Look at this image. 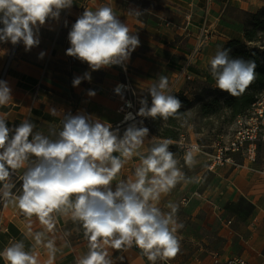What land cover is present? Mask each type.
<instances>
[{"label": "clouds", "instance_id": "clouds-1", "mask_svg": "<svg viewBox=\"0 0 264 264\" xmlns=\"http://www.w3.org/2000/svg\"><path fill=\"white\" fill-rule=\"evenodd\" d=\"M73 4L74 0H0V44H22L25 52H30L40 45V29L46 22L59 20L61 12ZM129 13L136 17L144 14L139 9ZM67 39L70 46L65 55L86 63L89 69L73 77V87L84 80L91 82L93 71L113 66L126 69L132 52L140 46L138 34L107 4L95 10L84 8L71 24ZM230 52L218 46L209 60V70L215 88L238 97L256 79L257 65L252 59L232 57ZM45 55L40 51L37 59ZM147 92L151 105L147 97L142 98L138 115L165 120L179 115L182 101L173 94L167 76L158 75ZM87 95L94 97L96 92L88 89ZM12 99L9 82L0 79V107ZM34 128L30 119L9 126L7 117L0 115V200L13 201L16 184L11 177L25 168L19 177L21 192L13 202L25 216H37L49 229L52 213L70 212L88 239V250L76 264H112L107 248L120 250L133 245L150 264L176 257L182 241L178 230L184 227L177 217L180 204L169 203L170 211L164 212L156 203L162 193L186 179L170 150L172 141H155L146 154H140L137 150L149 135L143 121L139 126L129 124L121 135L110 123L84 112L64 114L58 133L44 135ZM177 147L186 149L184 165L193 168L197 163L194 153L199 149L179 142ZM134 153L140 157L135 179L120 180L113 187V180ZM34 238L41 241L42 234L36 233ZM47 248L54 254L52 241ZM0 257L6 264H37L36 255L26 250L23 240L10 243L0 251Z\"/></svg>", "mask_w": 264, "mask_h": 264}, {"label": "crops", "instance_id": "crops-1", "mask_svg": "<svg viewBox=\"0 0 264 264\" xmlns=\"http://www.w3.org/2000/svg\"><path fill=\"white\" fill-rule=\"evenodd\" d=\"M105 4L112 7L132 32L138 34L140 46L132 52L127 62L128 74L136 86L137 94L142 98L147 97L148 102H151L147 89L156 82L158 75L168 77L174 93L188 94L191 81H205L209 74V60L216 48L225 47L231 39L242 40L244 37L242 23L237 15L245 11H258L264 7V0H74L72 8L63 10L59 20H48L40 29L41 43L38 47L25 52L23 45L19 46L6 71L4 80L12 88L13 99L7 106L0 107V115L7 117L9 126L30 119L35 124L34 132L51 135L61 130L64 114L70 111L72 114H91L93 118L110 123L113 129L118 128L123 134L126 128L117 126L120 120L117 112L120 98L113 92L116 83L124 79L122 68L113 66L93 71L91 82L84 80L78 87H73V77L89 69L86 63L65 55V50L70 46L67 34L78 15L84 8L95 10ZM132 9H139L144 14L136 17L129 13ZM203 35L208 39L199 47V39ZM11 48L10 43L0 44V78ZM40 51L46 52L42 60L37 59ZM88 89L95 90L96 95L89 97ZM53 110L55 115L52 114ZM186 127L190 133L187 135L195 140L193 126ZM159 140L164 139L155 140L148 136L137 151L146 154L151 144ZM194 155L197 163L191 169L184 165V153L178 156V166L186 179L166 193V209L161 210L170 211L168 204L181 197L182 201L198 198L200 205L193 208L192 215L207 214L206 211L208 214H218L217 207L223 211L230 201L244 195L255 209L254 221L248 226L250 235L245 237L248 230L244 232L238 227H231L233 220L229 218L219 228L221 239L216 247L213 246V257L204 256L201 251L189 254L180 250L175 258L167 262L157 261V264H225L231 256H243L254 264H264V225H261L264 220V203H261L264 198V177L260 173L264 167L258 165L259 155L254 165L243 158L238 161L235 157L237 166L228 165L216 172L208 170L203 156ZM32 159L35 158L30 157ZM139 163L140 157L134 153L113 180V187L120 180L135 179L134 170ZM187 169L189 172L185 173ZM16 171L23 173L25 168ZM213 177L226 189L206 187V179L211 180ZM259 182H263V186H259ZM20 192L21 188L13 195V201ZM201 198L215 206L203 208L207 204ZM13 201L5 200L0 206V251L12 242L23 240L26 250L36 255L37 264H76L87 252L88 239L83 234V226L71 218L70 212L52 213V228L49 229L37 216H25ZM178 221L183 222L180 218ZM183 224V229L178 230L182 240H193L199 246L212 240L211 237L203 236L205 230L196 235L190 231V226H186V222ZM36 233L42 234L41 241L35 240ZM48 241L54 243V254L47 248ZM236 242L243 247L242 255L235 254ZM107 251L112 264H150L135 245L120 250L109 247ZM0 264H6L2 257Z\"/></svg>", "mask_w": 264, "mask_h": 264}, {"label": "trees", "instance_id": "trees-1", "mask_svg": "<svg viewBox=\"0 0 264 264\" xmlns=\"http://www.w3.org/2000/svg\"><path fill=\"white\" fill-rule=\"evenodd\" d=\"M243 14V39H231L224 48L231 49L232 57L254 60L257 65L256 79L242 95L235 97L208 82L211 77L209 70L206 81H196L202 87L194 99H190L185 93H173L182 101L178 116L169 117L167 120L159 117L152 118V132L157 138L177 140L183 133L184 120L193 110L196 113L193 119L197 123L196 132H202V127H205L222 135L226 127L232 125L239 117L246 115L253 104L261 98L264 92V48L251 47L250 43L260 42L264 37V7L256 12L245 11ZM172 149L174 153L182 154L176 146ZM139 251L141 252L140 249Z\"/></svg>", "mask_w": 264, "mask_h": 264}, {"label": "built area", "instance_id": "built-area-1", "mask_svg": "<svg viewBox=\"0 0 264 264\" xmlns=\"http://www.w3.org/2000/svg\"><path fill=\"white\" fill-rule=\"evenodd\" d=\"M208 37L203 35L199 39V47L203 46L207 42ZM20 45L12 46L6 63L4 72L0 79H4L5 73L14 60L16 53ZM122 68L121 66H118ZM124 72V79L116 83L113 87L114 95L120 98L117 112L120 115V120L117 123L118 127L126 128L129 124L136 122L139 126V122L143 121V126L149 129L150 137L158 140L150 126L148 119L149 117H142L138 115L139 108L141 107L140 97L137 94L136 86L132 82L128 74V68H122ZM171 90L174 93V87L170 84ZM119 88V91L117 89ZM149 106L151 102L149 101ZM240 124L239 129L235 134L227 141L223 140L224 136L221 137L220 141L213 143L212 145L201 144L196 140H193L190 136L182 133L177 140L172 141L173 146L177 147V143H183L187 148L195 146L199 149L196 152L197 155L203 156L207 161V168L210 171L216 172L226 165H238L236 163V154H242L244 159L251 165H254L258 161V141L264 138V99L260 98L256 103L253 104L252 108L248 113L237 120ZM178 148V147H177ZM182 153L186 149L178 148ZM254 169V168H253ZM260 173L264 177V170ZM23 173L15 171L11 177L12 181L16 184V187L12 190L13 195H16L21 188V181L19 177ZM185 201V200H183ZM5 200H0V206ZM225 264H254L251 260L243 256H231Z\"/></svg>", "mask_w": 264, "mask_h": 264}, {"label": "rangeland", "instance_id": "rangeland-1", "mask_svg": "<svg viewBox=\"0 0 264 264\" xmlns=\"http://www.w3.org/2000/svg\"><path fill=\"white\" fill-rule=\"evenodd\" d=\"M237 17L242 23V28H244L243 27L244 14L239 13L237 15ZM262 44H264V37H263L262 41H260V42L250 43V46L263 49L264 46ZM196 81H198V80H194V81L190 82V84L188 85L189 86V88H188L189 92H188V94L185 93L190 99H194L196 94L199 93L201 90L202 85H200ZM200 81H203V80H200ZM208 82L213 84V85L215 84L212 77H210ZM261 98L264 99V92L261 95ZM195 116H196V113L194 110L189 112L188 117L184 120L183 133L190 134L186 130V128H187L186 126L192 125L193 131H194L193 136H194L195 140L198 141L199 143L205 144V145H212L213 143L220 141L222 136H224L223 140L227 141L229 138H231L235 134V132L240 127L239 122L235 121L232 125H230L229 127H226L224 129V131L222 132V135H218L215 130L206 129L205 127H202V132L198 133V132H196V124L197 123H195L193 121ZM151 121H152V118L149 117L148 122H149V126L152 130ZM172 147H173V145H170L171 151L173 150ZM173 152H175V151H173ZM180 155H181L180 153H175V158L178 159V156H180ZM258 155H259L258 165H259V167H264V138H261L258 141ZM242 158L244 159L242 154H236V159L238 161H240ZM227 166L228 165H226L224 167H227ZM187 172H189L188 169L185 170V173H187ZM191 173H192V171H191ZM206 182H207L206 187H215V188L218 187V188L226 189V186L221 184V182H217L215 177L211 178V180L206 179ZM262 183L259 182V186H263ZM188 193H186V195H188ZM201 200L205 204H207L203 208H206L208 206H215V204L209 203L207 201V199L205 200V199L201 198ZM181 202H182V197L174 200V202H173L176 204H180V208H179V211L177 213L178 219L180 218L183 222H186V226H190V231L193 234L197 235V234H200L202 230H205L203 233V236H207L208 238H210V237L212 238V240L209 243H205L204 245L202 244L201 246L195 245L193 240H190L188 242H186L185 240H182L181 251L185 250L189 254H194L198 251H201V253L204 256H212L213 257V253H212L213 252V246L216 247L220 242L221 236L219 235L218 232H219V228L222 227V224L225 220H227L229 218L232 219L233 223L230 224L231 227H238L241 230H244V232L249 229L248 226L252 225V223L254 221V219H253L254 218L253 213H255L254 212L255 211L254 205H252L251 201L249 199H247L244 195H241L236 200L230 201L228 203V205H226L227 208H224L223 211L217 207L218 214H208V211L205 210L207 212V214L199 213L196 216H194V215H192V211L196 205L197 206L200 205L199 199L193 198L191 201H189L187 199L184 201V203H181ZM156 203H157V206L160 207L161 209H166V193H162L159 201ZM261 203H264V198L261 199ZM193 217H195V218H193ZM257 223H259V221ZM261 225H264V220L261 222ZM249 230L245 232V235H246L245 237L250 235L251 230L250 231ZM214 235H215V237H213ZM217 237H219V239ZM234 248L237 251L235 253L236 255H242L243 247L240 245V243L236 242L234 244ZM262 255L264 256V248L262 249Z\"/></svg>", "mask_w": 264, "mask_h": 264}]
</instances>
